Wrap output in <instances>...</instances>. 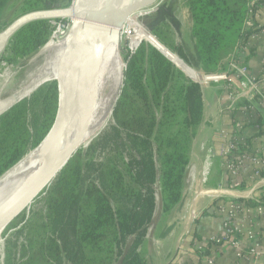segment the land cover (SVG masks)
Returning a JSON list of instances; mask_svg holds the SVG:
<instances>
[{"label": "rangeland", "instance_id": "obj_1", "mask_svg": "<svg viewBox=\"0 0 264 264\" xmlns=\"http://www.w3.org/2000/svg\"><path fill=\"white\" fill-rule=\"evenodd\" d=\"M50 1L9 0L0 17V30L21 14L43 9L46 5L69 6L73 0H58L56 5L49 4ZM165 1L167 0H159L139 10L136 15L130 16L124 25L123 33L118 40L122 61L121 84L109 118L85 146H80L73 153L50 184L0 233V264H75L77 259H80V264H84L85 257L90 258L98 245L105 247L108 243L106 241L108 239L111 241L114 237L112 226V230H108L107 224L99 229V234L95 237L97 242H90L89 239L83 243L77 241V230L83 220V213L91 210L89 206L86 207V196L91 190L99 189L103 194L112 207L115 223L123 221L124 215L130 216L132 212L135 214L142 196L149 195V188L154 191L156 205L151 219L144 223L143 227L126 236L125 241L120 243L122 249L138 243L137 236L144 232L141 241L139 240L142 243L152 220L155 219L154 213L156 212V221L158 219L163 221L181 201L182 197L172 207L164 209L162 197L163 194L166 196L167 192L162 189V184L166 183L162 169L163 158L169 149L166 139L174 133L182 139L184 133L188 132L183 124L186 115L184 112L189 107V101L187 102L184 97L186 91L184 86L187 85L185 78L198 83L200 87L219 84L223 89V83L201 82L197 75H189L180 62L185 61L175 53L174 49L179 45L180 39L170 21L163 22L152 31L144 25L145 18L157 11L159 5ZM70 24L66 18L49 19V37L35 51L27 50L22 53L18 48L28 42L26 28L25 32L23 30L13 38L14 41L0 53V75L9 73L10 76L8 84L0 91V99L23 88L42 67L56 61V54L53 48L48 46V42L50 39L55 42L65 38ZM144 29L150 33H145ZM152 53H160L177 71L167 83L161 80L155 84L157 89L153 90L148 85L150 69L148 62L153 59ZM168 71L169 67L165 74ZM195 71L199 73L198 70ZM138 83L145 87V98L138 93L139 87L136 85ZM58 90L55 80L44 81L5 112L16 107L10 121L7 119L0 121V175L16 163L26 151L38 146L45 138L58 110ZM21 102L25 104L19 106ZM146 109L151 110L157 117L154 130L156 132L153 131L151 137H146L141 131L135 130L133 125L119 122V120L128 122L132 117L138 119L141 115L148 119ZM201 119L193 131L189 128L193 134L190 147L199 127L203 125ZM141 127L146 130V125ZM140 159L144 161L142 164L139 163ZM188 161L183 172L181 195L187 179ZM151 162L156 168L154 181L150 177ZM143 166L146 168L141 171ZM112 179L121 182L114 186ZM117 187H121V190ZM195 192L199 193V190ZM55 197L57 202L64 204L61 205L59 214L50 210ZM170 202L168 200V203ZM119 230L120 227L116 224V231ZM80 249L85 255L82 259ZM140 251L145 255L143 249ZM104 256L102 255L100 262L95 264H103ZM113 257L111 264H120L121 255L117 254V249ZM87 264L93 263L90 261Z\"/></svg>", "mask_w": 264, "mask_h": 264}, {"label": "crops", "instance_id": "obj_2", "mask_svg": "<svg viewBox=\"0 0 264 264\" xmlns=\"http://www.w3.org/2000/svg\"><path fill=\"white\" fill-rule=\"evenodd\" d=\"M8 1L0 0V17ZM176 7V35L189 41L188 6L178 0ZM249 27L253 29L247 39L249 51L241 59L252 75L259 76L264 72V4ZM199 88L203 125L189 149L182 199L165 220L156 221L154 213L139 249L147 264H202L207 258L210 264H264V112L258 106L259 114L252 119L247 112L227 108L221 85ZM233 135L245 143L239 152L259 160L246 159L231 175L222 148ZM229 227L237 245L210 242L225 237Z\"/></svg>", "mask_w": 264, "mask_h": 264}, {"label": "trees", "instance_id": "obj_3", "mask_svg": "<svg viewBox=\"0 0 264 264\" xmlns=\"http://www.w3.org/2000/svg\"><path fill=\"white\" fill-rule=\"evenodd\" d=\"M247 1L248 0H185L188 6L189 18L192 22L190 40L186 41L180 38V43L174 50L175 53H177V55L187 64L186 65L179 60L189 75L195 74L190 67L204 73H212L226 69L225 59L227 55L231 52L243 34L247 37L253 32V29L250 27L246 31H243L247 12ZM57 2L58 0H51L49 4L53 3L56 5L58 4ZM177 4L178 0H167L160 4L157 11L150 13L149 16L145 18L144 25L147 29L152 31L163 22L170 21L171 24L178 29L179 22L174 15ZM50 7L46 5L45 8ZM25 28L28 31L26 34L28 42L23 43L20 47L18 46V48L22 50V53L27 50L35 51L43 45L49 37L48 20H35L18 29L8 41L7 46L11 44L10 42L14 41L13 38H15V36L17 37L21 31L24 30L25 32ZM144 31L145 33H150L146 29H144ZM9 53H12V51H9ZM152 54L153 59L148 62L150 66L148 85L153 90L157 89L156 86H154L155 84L158 82L160 83L161 80H164L167 83L168 80L171 79L173 73H176L177 71L172 68V65L160 53ZM168 67L169 71L165 74V70ZM185 82L187 85L184 86L186 90L184 97L187 102L189 101V107L184 112L186 115L184 117L183 124L187 128L186 130H188V132L186 131L184 133V137L182 139L177 133L170 135L171 137L169 136L168 139H166L169 149L165 153L166 156L163 158L164 162L162 169V173L165 175L166 181V183L162 184V189L167 192V195L165 196L163 194L162 197L163 206H165L164 209L172 207L182 197L181 191L183 184V172L185 171L189 158V149L193 135L189 128H192L191 131H193L194 127L199 123L202 114L199 84L187 78H185ZM136 85L139 87L138 93L140 96L145 98L144 85L142 83H138ZM245 103L246 101L240 100L237 105ZM23 104H25V102L19 103V106ZM14 109L0 116V121L5 119L10 121L13 116L12 113L14 112ZM146 111L148 119H146L145 115H141L138 119L132 117L128 122L125 120H119V122L122 124L124 122L129 126L133 125L135 130L141 131L144 135H146V137H151L152 132L156 130L155 125L157 123V117L153 114V112H151V110L146 109ZM145 125L146 130L141 127ZM25 153H27V151ZM139 161L138 162L141 164L144 162L142 159ZM145 168L146 167L143 166L141 171H144ZM150 168V177L151 180L154 181L156 177V168L154 163L151 162ZM120 182L121 181L119 180L114 181V179H112L114 186H118ZM117 189L121 190V187H117ZM148 191L149 195L147 194L146 196H142L140 202H138L139 209L134 212L135 214L132 212V215L130 214V216L124 215L125 219L119 223H115L112 207L105 200L99 189H94L93 191L91 190L87 194L86 207L89 206L91 210L87 212L84 211L83 213V220L79 224L77 230V241H79V243H83L89 239L90 242H97L95 237L99 234V229L106 224L108 230H112V226L114 237L112 238L113 240L108 241V239L106 241L108 243L105 247L98 245L99 242L96 243L98 246L92 252L93 255L90 258L85 257L84 264L90 263V261L93 264L99 263L102 255H105L104 259H102V261L104 260L103 264H111L116 249L117 254L121 255L120 264H147L145 255L141 253L139 249V245L141 244L140 241L144 232H141V234L137 236L140 241L137 240L138 243L133 246L122 249L120 243L125 241L127 235L137 231V229L143 227L144 223L151 219L156 202L154 198V191L151 188H149ZM168 200L171 202L168 203ZM61 205L64 204L57 202V197H55L50 206V210L55 214H59L61 211ZM126 218L129 220H126ZM127 221H130V223ZM116 224L120 227L118 232L116 231ZM131 224L133 225L131 226ZM103 234H105V232ZM194 237H197L196 233H194ZM115 240L116 242L114 243ZM79 252H81V259L84 258L85 255L82 254L81 249ZM95 254H97V256ZM198 254L200 255V252H198ZM79 260L77 259L75 264H80Z\"/></svg>", "mask_w": 264, "mask_h": 264}, {"label": "water", "instance_id": "obj_4", "mask_svg": "<svg viewBox=\"0 0 264 264\" xmlns=\"http://www.w3.org/2000/svg\"><path fill=\"white\" fill-rule=\"evenodd\" d=\"M158 0H73L65 7H50L33 10L21 14L0 30V53L6 48L14 33L25 24L40 19L71 20L69 35V51L79 53L83 76L74 95V86L69 89L65 101L59 99L55 119L45 136L44 162L35 176L25 185L20 193L0 208V233L13 221L31 201L56 177L69 158L80 147L88 121L96 87V77L100 64V53L104 42L118 41L121 37V27L127 18L138 9L153 5ZM107 28L108 38L100 40L97 27ZM92 52L88 61L87 53ZM41 83L30 82L23 88L0 99V116L20 100L33 92ZM120 88V85H119ZM118 88V92H119ZM118 94V93H117ZM83 96L89 100V111L86 114L77 137L70 147L60 157L56 158L57 143L62 128L73 114L78 102ZM117 96V95H116ZM116 100V97L114 101ZM114 103V102H113ZM113 107V104L111 108ZM111 111V110H110Z\"/></svg>", "mask_w": 264, "mask_h": 264}, {"label": "bare ground", "instance_id": "obj_5", "mask_svg": "<svg viewBox=\"0 0 264 264\" xmlns=\"http://www.w3.org/2000/svg\"><path fill=\"white\" fill-rule=\"evenodd\" d=\"M142 9L136 10L130 16L136 15ZM130 16L121 28L124 27ZM97 30L100 35V40L106 41L108 38L107 28L99 26ZM70 31L71 28L69 27L68 34L63 39L55 42L50 39L48 46L53 48L57 58L56 61L47 67H42L37 75L33 76L29 82L24 84L26 86L30 82L38 84L48 80H55L59 88V99L62 102L65 101L69 89L73 86L74 95H76V90L83 76V67L81 66L79 53L70 52L68 48ZM101 51L95 93L80 146H85L105 125L110 115L111 106L118 93L119 85L121 84L122 74L120 71L122 61L118 49V41L104 42ZM92 56V52L87 53L88 61L92 59ZM8 74L0 75V91L10 80ZM197 79H202L201 74H198ZM89 107L90 104L87 96H83L78 102L73 114L68 118L62 128L57 143L56 158L65 153L77 137L82 122L89 111ZM45 141L46 138L38 146L25 153L15 164L0 175V208L16 197L22 188L38 172L44 162Z\"/></svg>", "mask_w": 264, "mask_h": 264}, {"label": "built area", "instance_id": "obj_6", "mask_svg": "<svg viewBox=\"0 0 264 264\" xmlns=\"http://www.w3.org/2000/svg\"><path fill=\"white\" fill-rule=\"evenodd\" d=\"M264 4V0H248L247 12L244 21L243 31H246L248 24L252 21L257 13L258 8ZM67 19V18H66ZM54 20V19H52ZM70 22L71 20L68 19ZM123 28H121V34ZM130 34V33H129ZM249 36L242 35L231 52L227 55L226 69L223 71H215L212 73L199 72L205 79H198L199 81H215L223 83L224 98L227 102L228 109H239L247 112L249 116L256 118L259 114L257 107L259 106L264 112V72L259 76H254L249 72L248 66L242 61L241 57L249 51V44L247 42ZM240 100L246 101L245 104L237 105ZM256 106V107H255ZM245 146V143L240 141L237 135H233L222 148V155L226 158V169L231 175L236 174L239 166L243 164L246 159L256 162L259 158L249 157L248 153L238 151L239 147ZM258 173V170H257ZM261 208L259 207V210ZM212 244H231L237 245V241L233 239V230L229 227L227 235L219 238L214 237L210 240ZM241 255H243L241 253ZM211 259L207 258L206 263L210 264Z\"/></svg>", "mask_w": 264, "mask_h": 264}]
</instances>
